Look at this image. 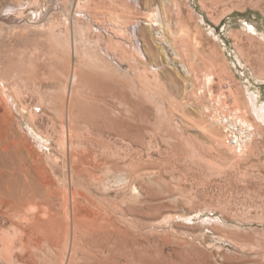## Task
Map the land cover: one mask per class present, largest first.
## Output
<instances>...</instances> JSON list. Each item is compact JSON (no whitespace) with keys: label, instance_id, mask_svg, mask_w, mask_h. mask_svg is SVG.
<instances>
[{"label":"rangeland","instance_id":"rangeland-1","mask_svg":"<svg viewBox=\"0 0 264 264\" xmlns=\"http://www.w3.org/2000/svg\"><path fill=\"white\" fill-rule=\"evenodd\" d=\"M261 107L264 0H0V264H264Z\"/></svg>","mask_w":264,"mask_h":264},{"label":"bare ground","instance_id":"bare-ground-1","mask_svg":"<svg viewBox=\"0 0 264 264\" xmlns=\"http://www.w3.org/2000/svg\"><path fill=\"white\" fill-rule=\"evenodd\" d=\"M167 3L170 2V0H166ZM75 20V19H74ZM74 22V21H73ZM148 22L153 30V34L152 36H154V38H161L163 36V30H164V25L160 19V16L158 15V13L156 12H152L150 13V15L148 16ZM77 23V22H76ZM73 25V24H72ZM100 27V26H98ZM97 27V28H98ZM158 27V28H156ZM167 27H168V24H167ZM101 28V27H100ZM75 29V28H74ZM103 29V27H102ZM251 30V29H250ZM252 31V30H251ZM254 31V30H253ZM174 35V33H171ZM182 38V37H181ZM73 41V40H72ZM74 43V42H73ZM165 43H166V40H165ZM75 44V43H74ZM167 44L169 45L171 51H172V54L175 55V57H177L179 60H180V67H181V70L182 73L189 77V76H192V68L190 65H188V63L186 64V60H188V50H187V46L185 45V48L183 47V50H180V52L182 53H179L177 50H176V47H174V42H170V41H167ZM76 52V50H75ZM182 60H185V61H182ZM179 65V64H178ZM122 74V73H121ZM76 78V73L74 72L73 74V80H75ZM77 80V79H76ZM186 80V79H185ZM188 81V80H187ZM191 81V80H190ZM201 81H202V85H203V88H206V90L209 91L210 89V86H212V82H213V77L211 74H204L201 76ZM126 83V82H125ZM193 87V86H192ZM207 92V91H206ZM211 92V91H210ZM208 95V94H207ZM222 96V95H221ZM256 97H254L253 99V105H255L256 107ZM100 104V103H99ZM157 106V105H156ZM260 109V110H259ZM258 111L256 112L257 116H260L262 115V113H264L263 111V108H259ZM235 110H238V109H235ZM157 112V111H156ZM203 112V111H202ZM240 114V113H239ZM164 115V114H163ZM108 116V114H107ZM262 117V116H261ZM259 117V118H261ZM225 118V117H224ZM264 118V117H262ZM223 119V118H222ZM212 120V119H211ZM218 120V119H217ZM224 122H226L225 124H227V128H228V133L231 135L232 137V142H235V145L236 146H244L246 144V142H248V139H249V133H250V130H252L251 128V124L247 121V119L245 118H238V119H230V117L228 119L225 118ZM211 123V122H210ZM220 123V122H219ZM217 124V123H216ZM215 126V125H214ZM71 127V126H70ZM222 127V126H221ZM70 130V129H69ZM71 132V131H70ZM72 134V133H71ZM71 159L69 158V162ZM74 160V159H73ZM98 161V160H97ZM111 162V161H110ZM107 161V163H110ZM114 165V164H113ZM72 168V166H71ZM114 168V166H113ZM73 169V168H72ZM71 169V170H72ZM1 178V176H0ZM8 179V177H7ZM9 183H6L5 185V179H4V176L1 178V191H0V194L1 193H6V191L9 189ZM73 192V191H72ZM8 193V192H7ZM78 194V193H77ZM72 200H73V197L75 196V194L72 193ZM1 197V196H0ZM10 198V196H9ZM13 198V197H12ZM3 199V198H2ZM1 198H0V204L1 205H7V208L13 210L14 212H17V211H20L21 209H24L25 207V203L22 202H7L5 203V201H3ZM20 199V198H19ZM76 199V198H75ZM73 210V209H71Z\"/></svg>","mask_w":264,"mask_h":264}]
</instances>
